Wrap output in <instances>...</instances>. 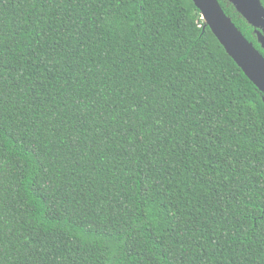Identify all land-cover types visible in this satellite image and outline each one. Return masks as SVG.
<instances>
[{
  "label": "trees",
  "instance_id": "1",
  "mask_svg": "<svg viewBox=\"0 0 264 264\" xmlns=\"http://www.w3.org/2000/svg\"><path fill=\"white\" fill-rule=\"evenodd\" d=\"M263 97L192 0H0V264H264Z\"/></svg>",
  "mask_w": 264,
  "mask_h": 264
},
{
  "label": "water",
  "instance_id": "2",
  "mask_svg": "<svg viewBox=\"0 0 264 264\" xmlns=\"http://www.w3.org/2000/svg\"><path fill=\"white\" fill-rule=\"evenodd\" d=\"M255 29L264 51V5L261 0H225ZM203 21L227 54L264 95V55L249 42L227 16L219 0H192ZM264 101V97H263Z\"/></svg>",
  "mask_w": 264,
  "mask_h": 264
}]
</instances>
